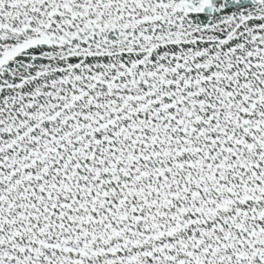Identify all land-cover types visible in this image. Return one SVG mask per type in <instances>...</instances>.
Wrapping results in <instances>:
<instances>
[{
  "label": "snow or ice",
  "instance_id": "obj_1",
  "mask_svg": "<svg viewBox=\"0 0 264 264\" xmlns=\"http://www.w3.org/2000/svg\"><path fill=\"white\" fill-rule=\"evenodd\" d=\"M0 264H264V0H0Z\"/></svg>",
  "mask_w": 264,
  "mask_h": 264
}]
</instances>
